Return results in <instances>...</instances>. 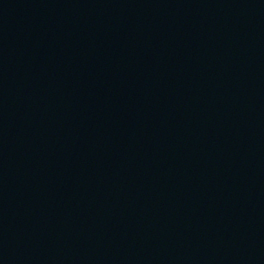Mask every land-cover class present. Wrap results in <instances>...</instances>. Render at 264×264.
Returning a JSON list of instances; mask_svg holds the SVG:
<instances>
[{
  "label": "water",
  "instance_id": "1",
  "mask_svg": "<svg viewBox=\"0 0 264 264\" xmlns=\"http://www.w3.org/2000/svg\"><path fill=\"white\" fill-rule=\"evenodd\" d=\"M0 116L133 264H264V0H0Z\"/></svg>",
  "mask_w": 264,
  "mask_h": 264
}]
</instances>
